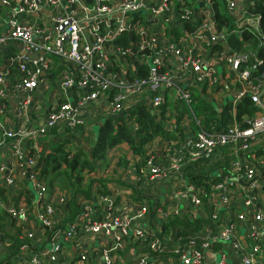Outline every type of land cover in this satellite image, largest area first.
<instances>
[{"label":"built area","instance_id":"built-area-1","mask_svg":"<svg viewBox=\"0 0 264 264\" xmlns=\"http://www.w3.org/2000/svg\"><path fill=\"white\" fill-rule=\"evenodd\" d=\"M215 1L219 0H0V154L5 149L0 161V184L17 187L28 181L39 200L37 219L51 229L48 245L30 254L29 264H58L61 240L83 235L104 236L100 248L104 264H113L112 256L130 245L141 247L139 264H161L162 257L173 264H205L208 250L219 253L214 264H264V207L255 202L261 186L255 168L261 166L264 170V157L244 164L235 160L234 180L220 178L210 183V192L223 208L228 206L235 188L241 191L243 204L251 209V220L244 210L232 218L220 216L217 211L206 213L205 189L181 176L189 160L207 158L219 146L246 155L253 145L264 144V77L246 66L250 56L259 61L257 50L233 49L227 40L229 34H240L243 29L260 33V17L248 10L251 0H224L234 17V27L217 30L215 8L210 6ZM198 3L204 5L197 11ZM185 23L194 28L184 29L178 40L171 41L168 30ZM123 34L128 36L126 45L118 43ZM260 36L264 45V34ZM211 43L221 45L222 50L211 51ZM55 57L70 67L50 78L47 73L53 70ZM139 65L146 67L143 74ZM187 80L209 87L222 82L232 84V102L248 96L255 106L253 115L243 119L248 125L240 127L234 120L224 129L208 130L197 120L196 131L188 127L182 138H170L161 144L162 158L149 147L143 158L134 153L139 161L130 162L128 168L134 181L141 177L158 181L170 173L177 175L172 179L168 202L155 210L162 214L159 223L132 228L136 219L148 218L147 200H133L127 195L132 193L128 189L122 197L124 202L118 203V191L102 193L96 182L95 196H76L81 210L64 227L56 226L52 200L40 201L47 195L48 184L35 170L45 136L55 134L53 129L56 133L87 132L103 106L118 113L129 105L146 104L158 111L168 95L183 100L189 113L194 114ZM52 84H56L55 91L48 94ZM190 119L187 113L181 125H188ZM131 120L136 122L133 114ZM176 126L173 119L170 127L175 131ZM108 150L114 167L120 154L113 147ZM143 159L144 166L138 168ZM95 174L109 175L106 168ZM57 192L59 202L70 197L63 191H55L54 195ZM179 196L187 198L190 213L205 218L199 223L197 239L176 241L173 248L167 249L164 246L170 236L161 234L160 226L169 215L180 214L176 205ZM95 201L107 205L100 215H95ZM6 209L21 233L33 237V231L26 229L25 200ZM236 221L245 228L246 244L239 236ZM3 234L0 229V254L10 243ZM217 243L222 247L216 248ZM28 249L30 244L23 243L13 262L23 259ZM233 256L237 257L234 261ZM88 257L86 250L79 251V260Z\"/></svg>","mask_w":264,"mask_h":264},{"label":"crops","instance_id":"crops-1","mask_svg":"<svg viewBox=\"0 0 264 264\" xmlns=\"http://www.w3.org/2000/svg\"><path fill=\"white\" fill-rule=\"evenodd\" d=\"M222 1V0H220ZM217 2V1H215ZM215 2H213L210 6L214 8ZM224 4V0L222 1ZM204 5L203 3L196 4L195 8H197V11L199 7ZM4 10H8V8H4ZM156 23V22H155ZM158 24V23H156ZM70 67L69 64H65L64 60H61L57 57L53 59V67L50 72H48V77L52 78L56 76L61 69ZM45 77H47L45 74H42ZM227 85H226V84ZM185 84L189 87L192 98L198 104V108L201 109L203 105L206 104L207 107L213 109L215 113L220 116V113H222L228 105H231L230 110L232 112L235 111L236 104L232 102L231 92L234 90L232 84H228L227 82H222L218 84L215 87H209L206 83H197L192 80L185 81ZM56 88V84H52L50 87V90L48 91V94L53 93ZM212 91H210V89ZM201 102H204L205 104L200 105ZM240 102V100H239ZM165 110L162 111L163 104L161 108L158 111H155L154 108H152L150 105H147L149 112L156 116V119L161 121L162 124L169 130L172 131L171 138L180 137L182 138L186 131H177L171 129V122L173 119H176V113L180 111V113L183 111L181 116V122L184 121L185 115H187V111H184V106L181 104V99L174 97L173 95H168V98L166 100ZM136 106H127L122 111L115 113L112 112L109 108L101 107L98 111L99 113L95 114L91 124L89 125V132L79 131L76 130V132L73 131L71 133L68 130H65L64 132L57 133L55 136L58 138H64L69 137L74 141V144L76 147H85V139L90 140L89 143H91V147L95 143V136L96 132L98 130V127L100 124L106 119L110 118L113 122H115V125L122 124L124 121L131 122L132 128L136 129V122H132V120L129 119V116L131 117V109L135 108ZM204 107V106H203ZM14 112V109H12ZM198 115V117L201 119H205V116L203 114ZM189 116V114H188ZM96 124L97 130L95 131L93 129V125ZM137 124V123H136ZM92 128V129H91ZM191 129V128H190ZM192 130V129H191ZM91 133V135H89ZM184 133V134H183ZM183 134V135H182ZM86 135H89L86 137ZM84 138V139H83ZM168 139H164L163 137H156L153 141H148L143 144V148L146 149L149 147V149L153 150V152L159 157L162 158V150H161V144L165 142ZM88 143V144H89ZM90 147V148H91ZM111 147L117 149L120 156H118L117 163L113 167L111 166V161H109V154L107 155V161L108 164L105 167L107 170V173L109 175L103 176V189L107 188L108 193H112L115 190L118 191L115 193L116 195V202L123 203L124 199L122 197H126L125 192L130 189L132 193H127V195H131V198L133 200L137 201H145L147 200L148 204L150 205V212L148 214L147 219H136L132 223V228L142 227L145 226L147 223L150 224H157L161 220L162 214L158 211L157 207L160 205L165 206L166 202H168V198L170 195V187L172 185V179L177 177L176 173H170L164 178L158 180V181H151L149 179H138L134 181L132 179V175L130 174L128 168L130 162H135V164L139 161V157L133 153V150L126 140H121ZM88 149V147H86ZM109 149V148H108ZM5 149H3V154ZM2 152L0 154V161L3 158ZM109 152V150H108ZM111 154V152H110ZM260 158L264 157V144L263 145H253V147L250 149V151L245 155L244 152H239L238 154H234L232 152V148L229 146H219L213 150L211 155L207 158H199L196 160H189L182 168L181 176L190 179V178H198L202 181H206V179L219 177V178H227L228 180H234V162L235 160H241V164L246 163V161L252 159V158ZM133 164V166L135 165ZM100 169V170H104ZM243 169V166L241 167ZM100 170L95 171H84V181H86L85 186L89 183V179L91 178L90 175L95 174L96 172ZM128 175L131 176V178H128ZM123 176L127 178V180H123ZM255 176L258 181V183L261 185L259 187V190L257 192V199L255 200L256 203H259L264 207V170L261 166H258L255 168ZM99 177V176H98ZM97 178V176L95 177ZM91 183L93 184V180H91ZM0 200L5 201L7 204H12L13 201L17 200H23V197H25L26 191L32 190L34 193L32 197V201L27 202V222H26V229L33 231V237H29L30 239V249L26 250V252L23 255V259H19L18 262H13V264H29V256L34 251H40L41 248L46 245H48V232L45 230H48L46 227H44L40 221L37 219V210H40L38 207V198H37V192L36 190L31 186V184L26 181L23 184L21 183L17 187H13L10 185L0 184ZM55 191H62L61 187L58 184H54L52 186L48 185V191L47 195L44 197V201L52 200V203L55 207V213L54 218L56 220V224L61 223L62 225H58L59 227H64L66 223L73 220V218L76 216L77 212L81 210V204L79 202V208L78 205H74V207H77L79 210H74L73 206L71 205H63V202L58 201L59 193L57 192L54 195ZM95 188L92 186L91 195L85 194L87 197H94L95 195ZM82 193V192H80ZM23 195V196H22ZM30 195V194H27ZM81 195V194H79ZM243 193L241 191H237L235 188V191L232 194V197L230 199V202L227 207H220L218 206L217 202V196L213 192L206 193V196H204V208L203 210L206 211V213H211L212 211L219 212L220 216H227L229 218H232L235 216V214L241 210L247 211L249 220H251V209L248 206H245L243 204ZM16 198V199H15ZM15 199V200H14ZM177 209L180 210V214L183 217H188L189 219L198 218L199 216L197 214L190 213L191 210L188 205V200L184 196H179L177 199ZM107 205L105 203H98L95 201V204H93L95 215H100L102 212L101 210H106ZM73 209V210H72ZM75 211V213H74ZM74 213V214H72ZM227 213V215H225ZM73 215V216H72ZM200 218V217H199ZM202 219L205 218L201 217ZM12 224L16 225V220H14L11 217ZM239 231V236L243 240V243H247V239L245 237V228H242L240 226V221H236ZM8 226V225H7ZM10 228V226H9ZM16 229V226H15ZM9 231H14V229H8ZM22 239H26L27 237L24 236L21 233ZM63 239V238H60ZM59 239V240H60ZM28 242V241H26ZM62 246L60 248V252L57 253V262L58 264H104V260L102 259V256H100V248L105 242V238L102 235H83L82 237H78L73 240H61ZM223 244L220 245V243L216 244V248H221ZM227 245V244H225ZM81 250H86L89 253V257L84 260L78 259V253ZM7 249L3 251L0 254V257L6 253ZM99 252V255H98ZM213 255V256H212ZM141 256V247L139 245H130L127 246L125 249L119 251L116 255H113V264H139V257ZM219 253L208 250L206 252V262L205 264H214L215 260L218 259ZM160 259L161 264H173V262L167 257L164 259ZM237 259L236 256H233V261ZM21 262V263H19ZM235 263V262H234Z\"/></svg>","mask_w":264,"mask_h":264},{"label":"trees","instance_id":"trees-1","mask_svg":"<svg viewBox=\"0 0 264 264\" xmlns=\"http://www.w3.org/2000/svg\"><path fill=\"white\" fill-rule=\"evenodd\" d=\"M252 4L248 5V10L258 14L260 17V33L252 32L247 29H243L240 34L231 33L228 35L227 40L230 46L233 49L240 51L248 50H257L262 46L261 44V34H264V0H251ZM214 23L217 30L222 28L230 29L234 27L233 15L227 10L222 1L215 2L214 5ZM194 25L190 23H185L182 26L176 25L173 28L169 29V34H172L170 37L171 41H176L182 35L184 29H192ZM123 42L122 44L128 43V36L123 34L122 37L118 40ZM208 48L213 52H219L222 50V46L219 44H209ZM139 72L144 73L146 67L139 65ZM145 66V65H144ZM246 66L251 68L254 74H257V70L253 69L250 65V62L246 63ZM166 103V102H165ZM182 106H184V111H189L188 105L181 100ZM205 104L201 102L200 105ZM163 103V108H165ZM162 106V105H161ZM198 104L193 107L194 114L190 113L191 119L186 126H182L184 122H181V116L183 111L176 113V124L175 129L177 131H186L189 127L192 131H196L199 128V123L205 126L208 130H211L215 127L218 130L226 128L229 124L236 120L240 127H246L247 122L243 121L244 117H250L254 113L255 106L250 101L248 96L243 97L240 102L236 104L235 111L230 110L231 105L229 104L220 116H218L215 111L205 105L201 109L198 108ZM200 107V106H199ZM131 114L134 115L135 121L137 123L136 129L134 130L131 126V122L124 121L122 124L115 125V122L110 118H106L98 127L95 136V143L89 148L86 147H76L74 141L69 137L58 138L55 136L57 133L55 129L52 130L53 135H47L43 141V148L39 151L38 158L36 161L35 170L38 172V175L46 182V184L52 186L58 184L63 192L70 194V197L67 198L63 205H71L74 210H79V201L76 196L79 194L91 195L92 186L95 187L97 184L99 191L102 193H108L107 188L102 189L99 186H104L103 179L99 176L95 178L93 174L90 175L89 183L85 186L86 181H84V171H95L100 170L107 166V151L115 143L126 140L130 144L133 153L140 154L141 158L144 157L146 149L143 148V144L148 141H152L155 137H163L164 139H170L172 136V131L167 129L161 121L156 119V116H153L147 107L146 104H139L135 108H132ZM204 112L205 119L199 118L198 115ZM131 120V117L129 116ZM199 120V123L197 122ZM184 134V133H183ZM182 134V135H183ZM74 146H70L69 144ZM91 147V148H90ZM138 168L144 166V159L140 162ZM219 177H214L212 179L208 178L206 181H202L200 177L190 178L189 180L195 182L197 185H201L205 189L206 193L210 192V183L217 181ZM93 180V184L91 183ZM1 188V187H0ZM102 189V190H101ZM82 192V193H80ZM30 194V195H27ZM34 193L32 190L26 191L25 197L23 200L27 202L32 201ZM23 196V195H22ZM91 198V197H88ZM16 199V198H15ZM14 199V200H15ZM44 198H41L42 201ZM20 200L13 201L12 204H7L5 201L0 202V229L4 233L3 238H6L10 243L7 245V251L0 257V264L12 263L13 257L19 252L21 245L30 244V238L22 239L20 227H16L12 224L11 216L7 213V207L9 205L18 206ZM74 205H78L74 207ZM54 206V205H53ZM27 207V204H26ZM55 210V207H54ZM73 210V209H72ZM74 211V213H75ZM72 213V214H74ZM73 216V215H72ZM201 218L189 219L188 217H183L181 214L169 215L160 226L161 234H169L170 240L164 246V248L170 249L173 248V244L176 241H187L191 239H197L199 234V223ZM8 225V226H7ZM58 225H62L58 223ZM56 224V226H58ZM10 226V228H9ZM56 228V227H54ZM8 229H14V231H9ZM51 229L45 230L49 233ZM51 233V231H50ZM28 241V242H26ZM145 243L146 241L143 240ZM44 246V245H43Z\"/></svg>","mask_w":264,"mask_h":264},{"label":"water","instance_id":"water-1","mask_svg":"<svg viewBox=\"0 0 264 264\" xmlns=\"http://www.w3.org/2000/svg\"><path fill=\"white\" fill-rule=\"evenodd\" d=\"M257 57L259 61H256L253 56L249 57L250 65L253 69H256L260 76L264 77V45H262L257 51ZM74 103V102H72ZM11 104L16 112V105L14 101H11Z\"/></svg>","mask_w":264,"mask_h":264},{"label":"rangeland","instance_id":"rangeland-1","mask_svg":"<svg viewBox=\"0 0 264 264\" xmlns=\"http://www.w3.org/2000/svg\"><path fill=\"white\" fill-rule=\"evenodd\" d=\"M218 71H221L222 69H223V67H222V65L221 64H219L218 65ZM191 104H192V107H195L196 106V102L192 99V101H191ZM194 109V108H193ZM188 114H190L189 113V111H188ZM92 129V128H91ZM93 129L96 131L97 130V126H96V124H94L93 125ZM87 132H89V129H88V131ZM89 135H91V133L89 134ZM89 135H86V137L87 136H89ZM84 139V138H83ZM85 141V147H88L89 148V146H90V143H89V141L90 140H88V139H85L84 140ZM89 143V144H88ZM70 146H74L72 143L71 144H69ZM44 147V146H43ZM213 256V255H212Z\"/></svg>","mask_w":264,"mask_h":264}]
</instances>
